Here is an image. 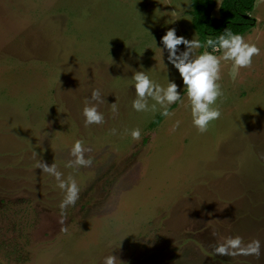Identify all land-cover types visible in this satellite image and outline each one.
Listing matches in <instances>:
<instances>
[{
  "label": "rangeland",
  "instance_id": "rangeland-1",
  "mask_svg": "<svg viewBox=\"0 0 264 264\" xmlns=\"http://www.w3.org/2000/svg\"><path fill=\"white\" fill-rule=\"evenodd\" d=\"M190 11V0H0V264H264V0L241 34L259 54L236 79L221 60L220 117L203 133L160 41L169 28L197 38ZM137 71L180 92L156 125L159 106H131ZM86 102L102 123H84ZM76 140L87 166H68ZM41 159L79 188L63 223ZM229 236L259 240L260 255H215Z\"/></svg>",
  "mask_w": 264,
  "mask_h": 264
},
{
  "label": "clouds",
  "instance_id": "clouds-1",
  "mask_svg": "<svg viewBox=\"0 0 264 264\" xmlns=\"http://www.w3.org/2000/svg\"><path fill=\"white\" fill-rule=\"evenodd\" d=\"M162 51L167 53L166 59L179 74L181 78L185 95L190 108L191 121L196 129L203 133L207 130L209 122L220 117L219 107H214L218 97L222 96V90L218 83L220 79V62L231 61L232 69L230 78L236 79L239 69L249 67L252 63V57L259 54V49L254 43L245 40L239 33H233L230 29H223L215 37H207L202 43L199 38L186 39L183 36L176 35L172 28L167 29L160 37ZM184 45L183 50H178V45ZM210 48L211 51L198 49ZM219 52L217 56L215 53ZM132 85L135 90L136 98L132 101V108L138 112H155L159 106L160 114L170 115L169 105L180 101V92L177 91V84L169 80L166 86H161L151 80L143 71H137L132 75ZM154 101L151 105L148 99ZM90 101L101 100L100 91L93 89L90 94ZM112 110H116L115 104ZM84 123L100 124L103 122L102 113L97 111L95 104L87 103L82 109ZM177 121L173 125L175 130ZM115 133V129L112 130ZM130 135L133 139L140 138L138 128L131 130ZM85 149L80 140H76L70 154L74 157L69 161L68 166H87L91 163L90 159L84 156ZM45 173L53 176L57 181V186L63 191V199L59 203L61 215L59 222L63 223L65 217L63 210L68 206L74 205L79 193V188L75 180L61 178L55 164L45 163L42 159L37 163ZM261 244L259 240L253 239L244 243L239 236L226 237L213 248L215 255H255L259 256ZM119 260L115 255L109 254L103 258V264H116Z\"/></svg>",
  "mask_w": 264,
  "mask_h": 264
},
{
  "label": "trees",
  "instance_id": "trees-1",
  "mask_svg": "<svg viewBox=\"0 0 264 264\" xmlns=\"http://www.w3.org/2000/svg\"><path fill=\"white\" fill-rule=\"evenodd\" d=\"M256 0H221L217 16L212 15L216 0H190L191 25L197 38L203 43L209 36L215 37L223 29L243 34L255 25L251 12ZM207 50L211 51L210 48ZM155 115L150 126L156 125L162 118Z\"/></svg>",
  "mask_w": 264,
  "mask_h": 264
},
{
  "label": "crops",
  "instance_id": "crops-1",
  "mask_svg": "<svg viewBox=\"0 0 264 264\" xmlns=\"http://www.w3.org/2000/svg\"><path fill=\"white\" fill-rule=\"evenodd\" d=\"M255 3H256V1H255ZM220 4V3H219ZM219 6V5H218ZM215 7V6H214ZM255 9V4H254V8H253V10ZM253 10H252V12H253ZM251 12V13H252ZM217 14H218V9H217ZM253 16V15H252ZM247 32V31H246ZM246 32H244V33H246ZM241 35V34H240Z\"/></svg>",
  "mask_w": 264,
  "mask_h": 264
}]
</instances>
